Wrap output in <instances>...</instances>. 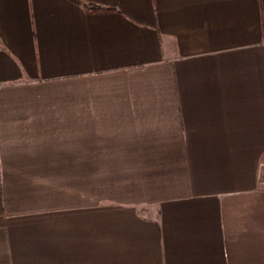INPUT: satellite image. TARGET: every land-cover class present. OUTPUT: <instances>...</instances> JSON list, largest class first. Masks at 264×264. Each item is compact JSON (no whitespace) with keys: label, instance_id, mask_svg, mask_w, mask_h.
<instances>
[{"label":"crops","instance_id":"crops-1","mask_svg":"<svg viewBox=\"0 0 264 264\" xmlns=\"http://www.w3.org/2000/svg\"><path fill=\"white\" fill-rule=\"evenodd\" d=\"M0 264H264V0H0Z\"/></svg>","mask_w":264,"mask_h":264},{"label":"trees","instance_id":"trees-1","mask_svg":"<svg viewBox=\"0 0 264 264\" xmlns=\"http://www.w3.org/2000/svg\"><path fill=\"white\" fill-rule=\"evenodd\" d=\"M86 9H87L88 11L100 12V11H104V10H110V9H113V7H103V6H98V5L89 4V5H86Z\"/></svg>","mask_w":264,"mask_h":264}]
</instances>
